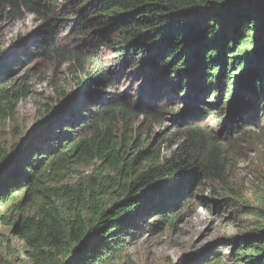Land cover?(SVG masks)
<instances>
[{
	"label": "trees",
	"instance_id": "16d2710c",
	"mask_svg": "<svg viewBox=\"0 0 264 264\" xmlns=\"http://www.w3.org/2000/svg\"><path fill=\"white\" fill-rule=\"evenodd\" d=\"M26 14L43 24L15 59L32 55L59 63V69H84L80 84L89 90L86 98L65 106L41 144L29 143L27 150L33 149L25 158L0 170V222L24 243L30 264H98L150 215L173 223V205L196 182L224 180L220 141L234 123L264 133V0H0L3 20L16 22ZM67 34L85 44L73 46L62 39ZM233 67L241 78L235 80ZM135 84L153 88L154 121L162 113L156 103L166 86L171 102L183 90L189 105L202 106L201 114L215 110L221 127L203 129L190 118L192 111L185 112V131L169 155L161 154L159 143L129 159L126 126L146 115H137L128 100ZM29 94L24 84L0 83V123L14 119ZM142 94L138 91V109L149 103ZM225 97L231 106L227 118ZM8 155L0 146V161ZM143 161L149 164L137 167ZM84 165L92 171L75 182L56 178ZM23 188L26 196L20 199ZM24 201L33 203L30 209L23 208ZM230 242L234 262L264 264V227ZM0 264L13 263L0 252Z\"/></svg>",
	"mask_w": 264,
	"mask_h": 264
},
{
	"label": "rangeland",
	"instance_id": "374dc122",
	"mask_svg": "<svg viewBox=\"0 0 264 264\" xmlns=\"http://www.w3.org/2000/svg\"><path fill=\"white\" fill-rule=\"evenodd\" d=\"M42 24L32 14H26L16 22L0 17V79H5L0 83L24 84L30 93L19 102L14 119L0 123V146L5 147L9 154L5 161H0V170L14 160L25 158L33 149L27 150L29 143L34 147L41 144L55 129L59 117L67 110L65 106L70 105L75 98L77 101L86 98L89 93L88 88L80 84L87 76L84 69L73 66L68 69V65L59 69V63L52 64L32 55L25 61L15 59L16 54L24 51L37 36ZM62 39H66L73 46L85 44V40L81 45L71 34ZM9 64L12 65L9 67ZM3 68L9 72H2ZM231 73L235 80L241 78L242 72L237 68H231ZM138 83L145 84V81L139 80ZM164 88H168V91L161 93L156 103L162 112L159 113L160 118L157 121L152 118L153 88L146 89L141 84H135L130 89L132 91L128 100L132 102V107L136 112L139 111L137 115H146L135 117L126 126L127 130L124 129L131 138L128 146L129 159L139 151L148 148L156 150L159 143L162 144L161 154L169 155L175 148L177 137L185 131L183 117L188 111H192L190 118L193 122L203 129L216 131L221 127L222 121H218L215 110H206L205 114H201L197 110L201 105H189V97L181 95L183 90L177 91V100L171 102V89L166 86ZM138 91H143L142 97L149 102L143 103L140 109L137 107L140 105ZM211 99L216 100L213 96ZM225 101L226 97L221 105L227 118L231 106ZM207 124L209 127H206ZM260 126L264 129V121ZM17 133L20 135L16 136ZM176 133L178 136H174ZM205 138L210 140L209 135H205ZM15 142L19 143L18 147L11 149ZM220 143L225 159L224 182L221 178L196 182L189 194L173 205L176 206L172 212L175 220L173 223L150 215L146 222L124 233L125 240L120 249L105 252L104 261L98 264H240L234 262V257L230 255L234 249L230 241L264 227V133L249 124L234 123L230 133ZM148 164L149 162L143 161L137 167ZM91 171V166H71L69 171L56 178L62 179L64 183L75 182ZM25 192L26 189L23 188L17 197L24 198ZM32 204L31 201H24L23 208L30 209ZM5 210L7 208H1V211ZM135 213H131L128 218H133L137 214ZM121 226L118 225L116 230H120ZM86 238L90 239V235ZM0 252L13 264L31 263L24 243L10 236L9 229L2 222Z\"/></svg>",
	"mask_w": 264,
	"mask_h": 264
},
{
	"label": "flooded vegetation",
	"instance_id": "af4514ba",
	"mask_svg": "<svg viewBox=\"0 0 264 264\" xmlns=\"http://www.w3.org/2000/svg\"><path fill=\"white\" fill-rule=\"evenodd\" d=\"M125 210L129 209V207L124 208ZM127 212V211H126ZM126 215H128V213H125V215H123L121 218H124Z\"/></svg>",
	"mask_w": 264,
	"mask_h": 264
},
{
	"label": "bare ground",
	"instance_id": "6f19581e",
	"mask_svg": "<svg viewBox=\"0 0 264 264\" xmlns=\"http://www.w3.org/2000/svg\"><path fill=\"white\" fill-rule=\"evenodd\" d=\"M85 88V87H84Z\"/></svg>",
	"mask_w": 264,
	"mask_h": 264
}]
</instances>
